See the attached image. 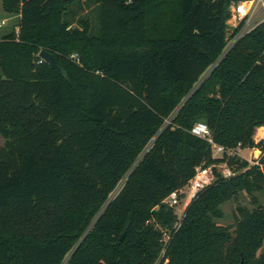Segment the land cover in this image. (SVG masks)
Returning <instances> with one entry per match:
<instances>
[{"label": "trees", "instance_id": "1", "mask_svg": "<svg viewBox=\"0 0 264 264\" xmlns=\"http://www.w3.org/2000/svg\"><path fill=\"white\" fill-rule=\"evenodd\" d=\"M236 1L0 0L19 15L0 39V264H264V170L190 132L264 153V23L225 51ZM222 162L235 175L215 167L174 231L165 198Z\"/></svg>", "mask_w": 264, "mask_h": 264}, {"label": "built area", "instance_id": "2", "mask_svg": "<svg viewBox=\"0 0 264 264\" xmlns=\"http://www.w3.org/2000/svg\"><path fill=\"white\" fill-rule=\"evenodd\" d=\"M260 23H264V0H239L232 2L229 5V17L226 20L227 29L233 30L238 28V31L234 34L231 39L228 40L225 47V51L228 50L232 44L243 36L245 33L250 31L252 28ZM42 59V58H41ZM43 60V59H42ZM190 132L198 137L204 138L210 145L212 158H223L224 156H236L237 158L244 159L248 162V165H255L264 170V164L261 162V158L264 153L260 148L252 147H242L238 144L235 147L229 148L219 145L212 139L210 130L207 124L203 121H197L190 129ZM255 143L264 139V126H258L255 128L253 135ZM247 151V155L243 151ZM215 167L219 168V173L223 178H230L235 175L233 169H231L226 162L220 164H210V165H199L195 167L192 177L188 180L187 184L184 186L187 188L184 191V187L172 191L164 200L166 204L175 208L179 206L182 202L180 198L184 196L182 203V208L178 209L176 212L177 217L173 225V230L175 231L181 223V219L184 215V211L189 203L195 199L198 193L212 184L216 180ZM170 238V233H164V242L166 243ZM164 249L160 252L158 258L154 264H165L167 259L163 258Z\"/></svg>", "mask_w": 264, "mask_h": 264}, {"label": "rangeland", "instance_id": "3", "mask_svg": "<svg viewBox=\"0 0 264 264\" xmlns=\"http://www.w3.org/2000/svg\"><path fill=\"white\" fill-rule=\"evenodd\" d=\"M81 2H85V0H81ZM73 10H75L74 14V19L79 18L80 16H89L92 21V25L95 27V32L98 30V19L97 17L95 18V12H94V7L92 4H89L88 6L85 3H82V6L78 5L77 3H74L71 7ZM18 21L19 18L17 14L14 13H8L6 12L3 7L2 3L0 2V39L13 32L18 30ZM208 72V71H207ZM206 72V73H207ZM205 73V74H206ZM204 74V75H205ZM5 140L4 138L0 135V146L4 144ZM245 155H247V151H243ZM184 191L187 190L186 187L183 188ZM257 199L259 200L260 203L264 204V196L262 195L261 192H258L255 194ZM180 198V201L183 203V199ZM250 196H248L245 192H241L237 199H231L226 202H224L220 208L223 212L222 218L219 220V223L224 224V225H231L234 223V212L238 204L241 205H246V206H251L250 202ZM182 203L179 206H175V211L178 212V209L182 208ZM262 250L264 251V244L262 247Z\"/></svg>", "mask_w": 264, "mask_h": 264}, {"label": "water", "instance_id": "4", "mask_svg": "<svg viewBox=\"0 0 264 264\" xmlns=\"http://www.w3.org/2000/svg\"><path fill=\"white\" fill-rule=\"evenodd\" d=\"M38 55L45 61L47 62L52 68L58 70L61 72L60 67L56 64L55 59L53 54L45 51V50H41L39 51Z\"/></svg>", "mask_w": 264, "mask_h": 264}, {"label": "crops", "instance_id": "5", "mask_svg": "<svg viewBox=\"0 0 264 264\" xmlns=\"http://www.w3.org/2000/svg\"><path fill=\"white\" fill-rule=\"evenodd\" d=\"M18 16V18H19V15H17Z\"/></svg>", "mask_w": 264, "mask_h": 264}]
</instances>
